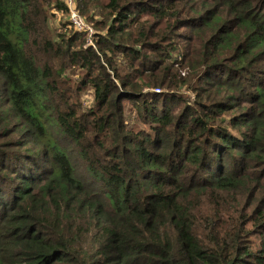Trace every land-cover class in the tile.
Returning a JSON list of instances; mask_svg holds the SVG:
<instances>
[{"label": "trees", "instance_id": "16d2710c", "mask_svg": "<svg viewBox=\"0 0 264 264\" xmlns=\"http://www.w3.org/2000/svg\"><path fill=\"white\" fill-rule=\"evenodd\" d=\"M75 7L0 0V264H264V0Z\"/></svg>", "mask_w": 264, "mask_h": 264}, {"label": "built area", "instance_id": "2783aa9c", "mask_svg": "<svg viewBox=\"0 0 264 264\" xmlns=\"http://www.w3.org/2000/svg\"><path fill=\"white\" fill-rule=\"evenodd\" d=\"M67 6V18L70 20L72 26L78 30L85 31L87 35L86 43H92L91 34L93 32L92 25L79 13L75 7V0H64Z\"/></svg>", "mask_w": 264, "mask_h": 264}, {"label": "rangeland", "instance_id": "374dc122", "mask_svg": "<svg viewBox=\"0 0 264 264\" xmlns=\"http://www.w3.org/2000/svg\"><path fill=\"white\" fill-rule=\"evenodd\" d=\"M68 16L67 15H62V14H58L57 17L55 18V23L60 22V20H64L66 19ZM88 23H90L88 20H86ZM91 24V23H90ZM92 25V24H91ZM93 28V26H92ZM85 39H87V35H85ZM181 73L184 74V71L181 70ZM178 91L182 92L184 95L187 96V98L191 101L192 99H195V93L193 90L189 89L188 86L186 85V83H181L177 86ZM86 97H88V92L83 93L81 99L83 101V103L85 104L86 102L89 101V99H87Z\"/></svg>", "mask_w": 264, "mask_h": 264}]
</instances>
